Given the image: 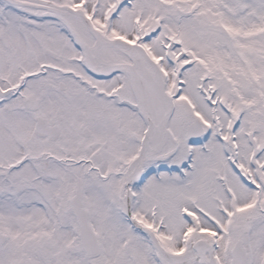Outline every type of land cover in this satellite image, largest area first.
<instances>
[{"label":"snow or ice","instance_id":"6c2138e0","mask_svg":"<svg viewBox=\"0 0 264 264\" xmlns=\"http://www.w3.org/2000/svg\"><path fill=\"white\" fill-rule=\"evenodd\" d=\"M0 264H264V0H0Z\"/></svg>","mask_w":264,"mask_h":264}]
</instances>
